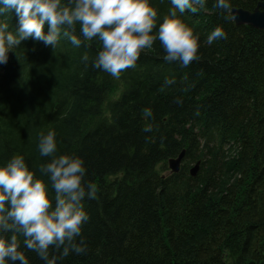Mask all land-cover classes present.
<instances>
[{
  "label": "trees",
  "instance_id": "trees-1",
  "mask_svg": "<svg viewBox=\"0 0 264 264\" xmlns=\"http://www.w3.org/2000/svg\"><path fill=\"white\" fill-rule=\"evenodd\" d=\"M151 3L168 14V0ZM178 15L200 37L187 67L163 61L157 42L117 80L91 67L98 42L52 49L31 39L0 65V165L21 154L41 178L37 136L52 129L58 154L81 157L96 189L83 202L87 252L60 264H264V32L236 25L214 0ZM217 26L227 38L208 44ZM146 107L152 132L142 131Z\"/></svg>",
  "mask_w": 264,
  "mask_h": 264
},
{
  "label": "clouds",
  "instance_id": "clouds-1",
  "mask_svg": "<svg viewBox=\"0 0 264 264\" xmlns=\"http://www.w3.org/2000/svg\"><path fill=\"white\" fill-rule=\"evenodd\" d=\"M168 2V14L158 18L151 0H0V16L14 12L17 17L15 29L0 21V65L7 64L9 52L22 41L31 39L52 49L61 40L76 48L98 42L100 49L91 67L117 80L157 42L163 61L187 67L200 59V37L178 13L203 9L207 0ZM214 7L227 16L231 0H214ZM226 38L217 26L207 42ZM81 59L87 66V53ZM173 82L166 79L165 85ZM142 114L146 120L142 131L152 132L153 125L147 122L151 108H144ZM36 148L40 157L48 158L38 166L41 178L21 154L0 165V264H29L22 248L35 252L43 264H60L70 254L87 252L81 230L90 217L83 202L95 199L96 189L85 179L84 160L75 154H58L52 129L38 133Z\"/></svg>",
  "mask_w": 264,
  "mask_h": 264
},
{
  "label": "water",
  "instance_id": "water-1",
  "mask_svg": "<svg viewBox=\"0 0 264 264\" xmlns=\"http://www.w3.org/2000/svg\"><path fill=\"white\" fill-rule=\"evenodd\" d=\"M231 14L236 24L250 25L264 32V0H259L252 11L243 8H232ZM184 151H181L176 158L168 160V166L172 172L179 170V164L183 157ZM198 167V162L191 168L190 173L194 175Z\"/></svg>",
  "mask_w": 264,
  "mask_h": 264
}]
</instances>
